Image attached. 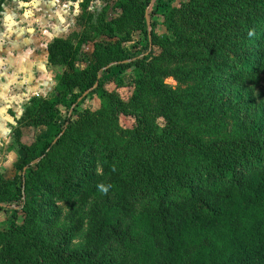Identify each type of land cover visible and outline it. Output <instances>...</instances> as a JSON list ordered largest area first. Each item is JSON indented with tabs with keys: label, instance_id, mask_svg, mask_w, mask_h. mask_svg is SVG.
Wrapping results in <instances>:
<instances>
[{
	"label": "trees",
	"instance_id": "trees-1",
	"mask_svg": "<svg viewBox=\"0 0 264 264\" xmlns=\"http://www.w3.org/2000/svg\"><path fill=\"white\" fill-rule=\"evenodd\" d=\"M152 1L114 0L120 15L97 28L109 42L96 44L93 63L82 70L71 43L48 45L67 71L58 93L38 100L25 122L44 136L25 147L12 179L0 176V210L10 214L0 229V264H264V141L223 148L192 141L179 118L189 114V92L185 97L162 80L194 81L204 66L208 84L218 77L225 87L256 86L264 72V0H185L166 11L155 0L149 41L142 23ZM159 23L170 36L154 34ZM129 27L146 39L131 55L122 47L129 31L119 35ZM129 70L132 90L124 100L105 84ZM96 95L99 109L78 112ZM121 115L137 128L115 126ZM37 194L66 204L71 232H83L82 253L68 252L69 234L54 242L16 224Z\"/></svg>",
	"mask_w": 264,
	"mask_h": 264
},
{
	"label": "rangeland",
	"instance_id": "rangeland-1",
	"mask_svg": "<svg viewBox=\"0 0 264 264\" xmlns=\"http://www.w3.org/2000/svg\"><path fill=\"white\" fill-rule=\"evenodd\" d=\"M24 2L26 6L17 9V12L21 13L19 23H26L27 17H24V14L27 10L33 9L32 3H36L35 6L37 2L51 3L50 19L47 22L34 24L37 25L36 30L38 31L47 26L51 27L53 34H50L48 39L42 40L40 44L29 42L28 45L23 42H14L13 48L20 53L18 58L11 59L7 56L0 58V105L8 108L12 116L15 113H20V117L14 119V124L9 126L6 139H0V176L6 179H12L17 173L16 167L21 164L24 158L25 147L29 146L36 137H43L45 134L43 128L34 129L25 126L26 120L32 115L31 110L34 109L38 100L49 99L58 93L59 79L67 71V68L58 61V56L51 57L49 55L48 45L56 39L71 43L73 47L77 48L75 67L82 70L88 64L93 63L92 54L96 44L109 42L106 36L100 35L98 32L99 24L109 22L121 13L115 7L114 0H26ZM184 2L185 0H161L162 4L159 11H166L165 5L171 8H180ZM154 3L155 1L147 9L148 17L150 10L155 7ZM41 7L43 6L41 5ZM6 8L7 4H5L4 9L1 5V11H6ZM46 14L45 12L44 15ZM162 15H166V12ZM5 18V15L1 16L0 24L5 22ZM68 19L69 23H66ZM154 19L160 21L161 17L158 14ZM28 20H30L29 17ZM10 21H13V18L9 19ZM59 21H63V23H58ZM144 23L142 26L148 29ZM152 30L160 38L171 34L160 23ZM126 31H129L131 39L123 43L122 47L131 55L134 54L136 45H146V39H144L143 33L131 27L119 35H125ZM49 38L52 39L47 43ZM6 45L10 47L8 51H13L12 44H9L5 39H0V52L4 50L2 48H5ZM150 50L155 55L161 52L159 46L152 44H150ZM240 50L242 53L247 52L245 46H242ZM250 52L253 53V50L251 49ZM179 67L180 65H175L171 66L170 69ZM203 67L199 68L200 74L196 76L198 79L194 81L178 80L174 76H166L162 79L167 88L181 91L185 97L188 96L185 91L189 92L190 100L187 102L189 114L179 113V118L190 139L192 141L198 140L204 146H221L222 148L230 143L264 141V72L261 73L259 83L256 86L247 81L232 88L219 84L216 80L218 77H214V80L208 84L209 73L204 70L206 67ZM131 80L132 75L129 70L122 76L118 74L110 77L105 88L126 100L131 94L132 89L128 85ZM29 87H35V92L26 93L24 89ZM237 88L241 89L238 90ZM100 106L101 100L96 95L92 99L84 101L78 112H83L84 109L95 111ZM82 108L84 109L82 110ZM113 123L119 129L127 131L137 128L134 118L129 116L121 115L114 119ZM154 125L158 129V133H161L164 127L161 116L157 117ZM255 125L259 127L258 130L254 129ZM137 150L138 147L134 146L131 152ZM178 152L179 150L176 149V153ZM180 163H176L178 168L183 167L180 166ZM186 165L188 164L186 163ZM189 167H192V164ZM40 195L28 197L32 201L33 208L30 207V212H20L16 224L28 230L43 232V235L48 238L52 236L54 242L63 240V234H69L68 252L82 253L83 232L78 234L71 232L72 224L68 218H65L67 215L66 204L53 198L48 201V197L42 198ZM85 216L86 213L84 212L83 218ZM9 217V213L0 210V229L7 226ZM41 221L43 222L41 223Z\"/></svg>",
	"mask_w": 264,
	"mask_h": 264
},
{
	"label": "crops",
	"instance_id": "crops-1",
	"mask_svg": "<svg viewBox=\"0 0 264 264\" xmlns=\"http://www.w3.org/2000/svg\"><path fill=\"white\" fill-rule=\"evenodd\" d=\"M26 0H6L4 5L2 4V8L4 9L5 4H7L6 11L3 10L0 13L1 16L5 15V22L0 24V39H5L9 44H12V48L14 47V42H23L26 44L30 43H41L42 40L48 39V36L52 33V28L47 26L44 27L42 30H36L37 25L34 23H42L47 22L48 19H50V9H51V3H32V7L30 10H27L24 14V17H27L26 23H19V18L21 17V13L17 12V9H21L26 6V3L24 2ZM48 1V0H46ZM41 5L43 7H41ZM28 6V5H27ZM45 10V11H44ZM47 13L44 15V13ZM31 13V15H29ZM19 14V16H17ZM28 17L30 20H28ZM13 18V21L9 22V19L11 20ZM17 18V19H15ZM1 20V19H0ZM66 23H69V19L66 20ZM58 23H63V21H59ZM47 40V43L50 41ZM30 42V43H29ZM2 44V43H1ZM11 48V49H12ZM2 52H0V58H4L7 56L8 58H18L19 52L16 51L14 48L13 51H8L10 49L9 45H6ZM26 93L35 92V87H29L24 89ZM20 113H15L14 116H12L8 108H4L3 105H0V139H6L7 133L9 132V126L11 124H14V119H18L20 117Z\"/></svg>",
	"mask_w": 264,
	"mask_h": 264
},
{
	"label": "water",
	"instance_id": "water-1",
	"mask_svg": "<svg viewBox=\"0 0 264 264\" xmlns=\"http://www.w3.org/2000/svg\"><path fill=\"white\" fill-rule=\"evenodd\" d=\"M155 0H153L152 1V3L154 2ZM147 10H146V13H145V23H146V26H147V31H148V37H149V41H150V34H151V30H150V19H149V17H148V15H147ZM149 48H150V45H149ZM96 85H97V83L94 85V88L96 87ZM89 92V91H88ZM88 92H85L83 95H82V97L78 100V101H80L83 97H85L87 94H88Z\"/></svg>",
	"mask_w": 264,
	"mask_h": 264
},
{
	"label": "clouds",
	"instance_id": "clouds-1",
	"mask_svg": "<svg viewBox=\"0 0 264 264\" xmlns=\"http://www.w3.org/2000/svg\"><path fill=\"white\" fill-rule=\"evenodd\" d=\"M251 35V33H249Z\"/></svg>",
	"mask_w": 264,
	"mask_h": 264
}]
</instances>
